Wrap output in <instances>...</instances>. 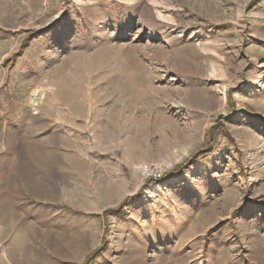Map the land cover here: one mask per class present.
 <instances>
[{"label": "rangeland", "instance_id": "374dc122", "mask_svg": "<svg viewBox=\"0 0 264 264\" xmlns=\"http://www.w3.org/2000/svg\"><path fill=\"white\" fill-rule=\"evenodd\" d=\"M0 264H264V0H0Z\"/></svg>", "mask_w": 264, "mask_h": 264}, {"label": "built area", "instance_id": "2783aa9c", "mask_svg": "<svg viewBox=\"0 0 264 264\" xmlns=\"http://www.w3.org/2000/svg\"><path fill=\"white\" fill-rule=\"evenodd\" d=\"M167 168H168V166H167V165H164V164H162V165H156V166L152 169V172H151V174H150V177H151V178H157L156 175H159V176L162 175V173H163L164 171H166ZM153 175H155V176H153Z\"/></svg>", "mask_w": 264, "mask_h": 264}, {"label": "trees", "instance_id": "16d2710c", "mask_svg": "<svg viewBox=\"0 0 264 264\" xmlns=\"http://www.w3.org/2000/svg\"><path fill=\"white\" fill-rule=\"evenodd\" d=\"M88 262V260L86 261V263Z\"/></svg>", "mask_w": 264, "mask_h": 264}, {"label": "bare ground", "instance_id": "6f19581e", "mask_svg": "<svg viewBox=\"0 0 264 264\" xmlns=\"http://www.w3.org/2000/svg\"><path fill=\"white\" fill-rule=\"evenodd\" d=\"M175 213V212H174Z\"/></svg>", "mask_w": 264, "mask_h": 264}]
</instances>
